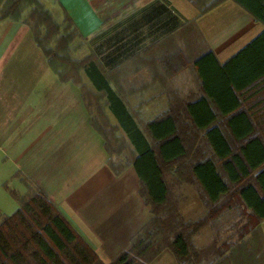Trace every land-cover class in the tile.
Masks as SVG:
<instances>
[{
    "label": "trees",
    "instance_id": "trees-1",
    "mask_svg": "<svg viewBox=\"0 0 264 264\" xmlns=\"http://www.w3.org/2000/svg\"><path fill=\"white\" fill-rule=\"evenodd\" d=\"M234 1L263 28L223 63L210 48L195 54L192 66L199 78L198 94L185 100L171 96L168 110L139 125V111L126 108L110 86L113 69L106 70L91 49L82 57L74 55V41L81 43L84 38L63 7L62 17L57 19L44 0H0V20L27 24L58 79L81 87L88 111L90 105L98 107L95 114L99 116L92 113L91 123L103 136L115 173L122 168L120 159H115L121 148L118 145L128 147L139 195L152 217L107 264H148L163 249L171 251L178 264H198L199 250L191 237L208 218L237 200L248 212L252 236L231 244L230 252L219 261L249 264L255 228L264 219V0ZM105 105L117 123L110 122ZM225 118L234 137L230 140L219 125ZM186 181L195 185L207 209L201 219L186 220L177 209L172 183ZM0 264L105 263L47 195L35 190L19 198L11 215L0 218Z\"/></svg>",
    "mask_w": 264,
    "mask_h": 264
},
{
    "label": "crops",
    "instance_id": "crops-1",
    "mask_svg": "<svg viewBox=\"0 0 264 264\" xmlns=\"http://www.w3.org/2000/svg\"><path fill=\"white\" fill-rule=\"evenodd\" d=\"M45 1V4L50 3V0ZM54 2L60 15L61 7L68 13L90 49L105 63L106 70L113 69L110 86L121 96L126 108L139 111L136 118L139 125L152 112L155 115L168 110L171 96L182 94L185 100L198 94L199 78L192 66L195 54L210 48L223 63L263 28L245 10L250 15L245 21L237 22L227 32L212 34L210 19L206 17L221 7L232 8L230 2L236 3L234 0ZM206 6L209 7L201 13ZM213 29L217 32L216 26ZM82 79L94 90L85 74ZM66 87V82H61L48 66L28 25L1 19L0 218L16 211L19 198L41 190L107 264L127 247L131 237L152 214L139 195L138 176L129 157L127 161L120 159L119 173L110 167L107 152L104 159L98 157L100 164L98 158L96 161L93 157L82 159L77 174L70 169L73 167L63 165V158L69 155L65 143L75 142L76 149L78 142L90 134L92 115L98 108L90 105L91 118L89 116L86 122L78 111L74 127L67 129L66 110L82 104L87 106L78 91L81 102L67 103ZM103 107L110 122L117 123L110 109ZM219 125L224 136L229 140L234 138L226 118L221 119ZM241 125L243 122L236 124ZM102 147L104 150V143ZM76 155L75 150L74 157ZM78 173L80 176L75 178ZM73 176L75 181L71 185L68 180ZM184 188L196 191L189 181L172 183V195L181 216L186 220L205 217V206L198 218H193L192 213L186 217L181 213L184 204L189 201L195 204L192 194L183 192ZM235 203L242 208L240 200ZM189 209L194 211L193 207ZM156 261L176 264L168 249L161 250L148 264Z\"/></svg>",
    "mask_w": 264,
    "mask_h": 264
},
{
    "label": "rangeland",
    "instance_id": "rangeland-1",
    "mask_svg": "<svg viewBox=\"0 0 264 264\" xmlns=\"http://www.w3.org/2000/svg\"><path fill=\"white\" fill-rule=\"evenodd\" d=\"M45 1V0H44ZM48 1V0H47ZM46 2V1H45ZM47 6L51 9L54 16L57 19H61L62 15H60L59 10L57 9L58 6L55 7L54 0H50V3L47 2ZM232 8H229L228 6L221 7L220 9L216 10L212 14H210L206 19H210V27H211V33L214 35H217L219 32H222L226 30L232 29V26H235L237 22L242 23L241 20H244L247 17H250V15L243 10L240 6H238L234 2H230ZM240 15V16H238ZM216 26V31H214L213 27ZM84 41V43H82ZM82 43V44H81ZM81 43L79 40H75L73 43V46L76 47V50L74 51V55L76 57L84 56L86 53L89 52L90 46L87 42H85V39L81 40ZM66 102L67 103H77L81 102L79 99L81 97L83 103V96H82V90L81 87H79L77 84L72 83L71 81L66 82ZM72 87V88H70ZM77 87V88H76ZM75 88V90H73ZM80 97H78V93ZM171 96V95H168ZM183 97L182 94L176 95ZM78 111H81L82 120L86 122V119L89 118L90 113L88 109L85 107L84 104L81 106H78L77 108H74L73 110L68 108L66 110V118H67V129L74 127V120L78 119ZM94 109L92 110L93 113ZM105 112V111H104ZM95 113V111H94ZM150 113V112H149ZM148 113V115H149ZM154 112L151 113V116H148L149 118L154 116ZM96 115V114H95ZM96 116H99L97 114ZM138 117V115H136ZM91 118V116H90ZM143 122V121H142ZM76 130V129H73ZM90 133V134H89ZM82 141H79L76 149L74 148L75 142H66L65 146H67V151H69V155L63 158L62 163L63 165L69 167H73L74 169L70 168L71 170L78 172L80 169V161L82 159H88L89 157L95 158V161L98 157L104 159V156H106L105 149L103 150L102 143H104L103 136L101 133L98 132L94 127H91L89 132ZM119 141V140H118ZM119 144V142H117ZM122 145V144H121ZM120 146L119 155L115 156V159H121V161L125 158L126 161L128 160V147L127 146ZM130 147V146H129ZM76 150V157H74ZM99 153V155H98ZM108 155V154H107ZM93 161V163L95 162ZM108 161V157H107ZM101 160L98 158V164H100ZM116 167V164L114 165ZM133 167L132 165H129ZM71 171V172H73ZM68 172H66L67 174ZM74 174V175H75ZM80 174L75 175V178L79 177ZM68 180V183L73 185L75 181L74 176L73 178ZM183 192L193 196L195 199V204L189 203L184 204L182 206L181 213L184 214V216H189L190 213H192L193 218H198V215H201V210L204 208L197 197V193L195 190L191 189H185ZM236 204V203H235ZM232 206H225L222 208V211L219 213L218 217H212L209 218L204 224V226L194 235L192 239V244L199 250V262L198 264H221V261H219V258L222 257V255L227 254L230 252L231 248L229 246L236 241H239L240 239H247L248 237L252 236V225L247 222V216L248 212L246 209L241 208L239 205L231 204ZM190 207H193L194 211H190ZM198 211V213H197ZM185 216V217H186ZM198 216V217H197ZM256 238H252V252L253 255L250 257L249 264H264V221H260L258 225L256 226ZM231 247V246H230ZM254 248V249H253ZM173 258L176 260V264H178V261L176 257L173 255ZM154 264H161L160 261L154 262Z\"/></svg>",
    "mask_w": 264,
    "mask_h": 264
}]
</instances>
